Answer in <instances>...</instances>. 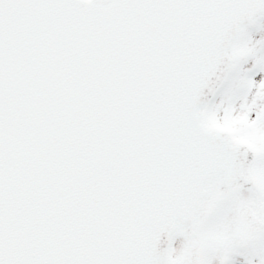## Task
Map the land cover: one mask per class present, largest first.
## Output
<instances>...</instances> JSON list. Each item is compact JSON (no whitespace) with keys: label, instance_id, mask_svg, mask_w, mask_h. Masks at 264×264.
Returning <instances> with one entry per match:
<instances>
[{"label":"snow or ice","instance_id":"snow-or-ice-1","mask_svg":"<svg viewBox=\"0 0 264 264\" xmlns=\"http://www.w3.org/2000/svg\"><path fill=\"white\" fill-rule=\"evenodd\" d=\"M0 264H264V0H0Z\"/></svg>","mask_w":264,"mask_h":264}]
</instances>
